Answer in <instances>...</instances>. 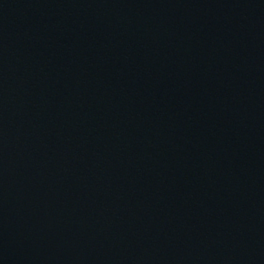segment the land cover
Segmentation results:
<instances>
[{
	"label": "water",
	"instance_id": "95a60500",
	"mask_svg": "<svg viewBox=\"0 0 264 264\" xmlns=\"http://www.w3.org/2000/svg\"><path fill=\"white\" fill-rule=\"evenodd\" d=\"M0 264H264V0H0Z\"/></svg>",
	"mask_w": 264,
	"mask_h": 264
}]
</instances>
